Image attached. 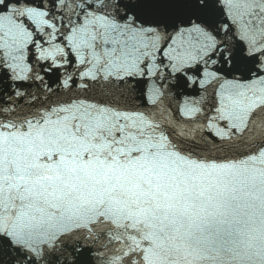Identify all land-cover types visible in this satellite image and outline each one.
I'll return each instance as SVG.
<instances>
[{
    "label": "snow or ice",
    "instance_id": "snow-or-ice-1",
    "mask_svg": "<svg viewBox=\"0 0 264 264\" xmlns=\"http://www.w3.org/2000/svg\"><path fill=\"white\" fill-rule=\"evenodd\" d=\"M0 264H264V0H0Z\"/></svg>",
    "mask_w": 264,
    "mask_h": 264
}]
</instances>
